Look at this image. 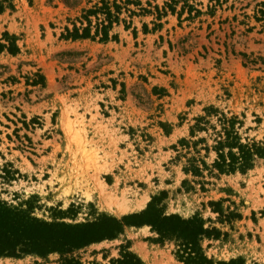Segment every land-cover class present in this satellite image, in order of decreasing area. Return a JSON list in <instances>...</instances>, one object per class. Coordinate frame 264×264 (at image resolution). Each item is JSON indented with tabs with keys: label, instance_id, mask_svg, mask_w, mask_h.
Masks as SVG:
<instances>
[{
	"label": "rangeland",
	"instance_id": "obj_1",
	"mask_svg": "<svg viewBox=\"0 0 264 264\" xmlns=\"http://www.w3.org/2000/svg\"><path fill=\"white\" fill-rule=\"evenodd\" d=\"M10 1L0 43L7 32L18 49L0 51V200L45 221L82 222L139 212L156 196L164 213H199L227 234L203 240L214 260L264 264V157L208 176L202 191L174 148L208 105L264 145V0H106L120 5L110 31L118 39L107 41L64 37L99 0ZM218 201L240 216L219 222ZM150 236L128 226L79 253L101 260L92 251L113 256L129 240L145 264H182ZM0 264L51 263L28 255Z\"/></svg>",
	"mask_w": 264,
	"mask_h": 264
},
{
	"label": "trees",
	"instance_id": "obj_2",
	"mask_svg": "<svg viewBox=\"0 0 264 264\" xmlns=\"http://www.w3.org/2000/svg\"><path fill=\"white\" fill-rule=\"evenodd\" d=\"M63 2L70 4L69 0ZM5 7L13 8L12 2L0 0V11ZM119 13L120 5L116 2L99 0L83 9L82 16L77 19L80 25L73 24L72 28L65 26L64 37L72 40H117L118 34L111 35L110 31L113 23L119 22ZM92 16L95 18L93 24ZM124 27L126 29L127 25ZM133 32L136 33L135 30ZM2 35L8 45L0 43V51L6 48L15 53L18 47L14 35L7 32ZM202 110L203 114L193 118L194 123L189 127L188 137L178 139L174 148L177 157H186V165L182 167V171L193 176V182L199 184L203 191L208 183V176L245 172L252 168L255 159L264 157V145L253 138H242L239 133L242 121L236 115L227 116L212 105L205 106ZM212 115L216 116L214 123L210 120ZM200 133L204 135L199 136ZM208 139L212 141L211 144H207ZM201 150L205 152L203 156H200ZM209 152L214 153L211 163L205 160ZM182 184L187 185L188 180L183 179ZM157 201L158 197L153 196L144 209L121 217L102 213L91 220L65 222L33 217L21 205L12 206L0 200V257L20 258L29 255L51 264H145L130 249L129 240L118 244L115 247L117 253L113 256H109L106 248L92 251V254L102 252L101 260H83L79 253L91 244L117 239L128 226L144 225L153 233L148 240L160 245L169 243L171 254L182 264H245L240 256L229 260H214L208 256L203 240L225 238L227 234L219 228L207 226L206 220L199 213L186 218L176 213L166 214ZM211 204L215 205L213 211L219 215L221 223L240 216L236 209L223 210L219 201ZM50 255L56 257L49 260Z\"/></svg>",
	"mask_w": 264,
	"mask_h": 264
},
{
	"label": "bare ground",
	"instance_id": "obj_3",
	"mask_svg": "<svg viewBox=\"0 0 264 264\" xmlns=\"http://www.w3.org/2000/svg\"><path fill=\"white\" fill-rule=\"evenodd\" d=\"M145 204H146V200L143 199L141 202H139L138 206L140 207V206L145 205Z\"/></svg>",
	"mask_w": 264,
	"mask_h": 264
}]
</instances>
